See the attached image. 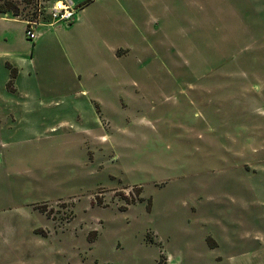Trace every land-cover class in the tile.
I'll return each mask as SVG.
<instances>
[{
	"label": "rangeland",
	"instance_id": "374dc122",
	"mask_svg": "<svg viewBox=\"0 0 264 264\" xmlns=\"http://www.w3.org/2000/svg\"><path fill=\"white\" fill-rule=\"evenodd\" d=\"M10 1L31 17V6ZM186 2V18L161 25L171 46L125 60L154 90V108L145 124L133 108L115 116L133 124L124 142L99 150L76 137L21 141L35 132L2 111L0 264H264V0ZM206 12L213 19L200 20ZM11 20L13 54L51 29L36 28L31 41L27 24ZM9 62H0V84L19 111ZM46 64L26 85L45 106L31 121L43 130L90 121L83 86L62 83Z\"/></svg>",
	"mask_w": 264,
	"mask_h": 264
},
{
	"label": "crops",
	"instance_id": "0c3cea01",
	"mask_svg": "<svg viewBox=\"0 0 264 264\" xmlns=\"http://www.w3.org/2000/svg\"><path fill=\"white\" fill-rule=\"evenodd\" d=\"M68 1L79 8L75 22L72 25L48 26L52 30L50 29L49 33H41L40 43L30 46L28 53L19 48H16L14 54L7 51V48H10L12 24L16 23L11 20L14 19L15 14L13 12L0 14V62L10 57L11 80L8 82V87L16 86L14 90L22 95L18 103L20 110L16 111V107L8 103L11 94L7 93L5 85L0 84V114L6 110L11 114H18V124L20 127L23 126L20 130L35 132V135H32L34 137H26L21 141L56 138L57 141L70 144L71 137L73 140L76 137L80 143L91 141L97 149L103 150L102 146L116 145L124 138L133 135V124L129 125L128 120L118 121L116 115H123L127 113V109L133 108L138 115L136 123L150 122L144 114L154 108L149 101L154 95V90L149 86H143L142 82H146L145 80L140 82L130 76L126 65L128 61L125 60L134 56L140 63V53L148 55L156 52L157 47L164 49L171 46L168 30L161 25L163 26L164 21L170 19L186 18L189 13L187 2L186 0ZM258 2L261 3L262 0ZM201 10L203 12V7ZM208 14L210 13L202 14L199 19L202 21L213 19V16ZM158 32L161 36L160 40L157 39ZM114 36H120L121 40L114 42L111 39ZM42 51L45 58L41 57ZM157 57L164 60L159 55ZM43 62L47 63L45 70L54 74L56 79L62 80V83L69 85L73 81H78L83 86L80 95L87 99L86 102L84 99L80 103L85 102L91 109L92 114L86 119L90 121L83 125L77 124L74 119L45 123L47 126L45 130L41 125L37 126L31 121L29 116L37 108H45V106L42 104L40 91L29 92L26 85L32 77V72L36 71L37 75L40 74ZM145 79L155 80L149 74ZM109 83L114 92L111 98L105 95ZM69 96L77 100L75 94ZM1 121L2 118H0V126ZM62 130L67 133H61ZM2 143L8 147L20 141H2Z\"/></svg>",
	"mask_w": 264,
	"mask_h": 264
},
{
	"label": "built area",
	"instance_id": "2783aa9c",
	"mask_svg": "<svg viewBox=\"0 0 264 264\" xmlns=\"http://www.w3.org/2000/svg\"><path fill=\"white\" fill-rule=\"evenodd\" d=\"M33 12L29 19L16 15L15 20L24 21L27 24V37L33 41L36 39V28L42 26H55L57 24L72 25L79 12V8L68 0H32Z\"/></svg>",
	"mask_w": 264,
	"mask_h": 264
},
{
	"label": "trees",
	"instance_id": "16d2710c",
	"mask_svg": "<svg viewBox=\"0 0 264 264\" xmlns=\"http://www.w3.org/2000/svg\"><path fill=\"white\" fill-rule=\"evenodd\" d=\"M23 2L26 4V6H28V7L31 6L33 8L32 0H23ZM9 12H13V14H15V16L16 15L21 16L20 12H19V8L16 4H14L10 0H4L2 3H0V14H7ZM30 18H33L32 14H31ZM42 210L47 212V210L45 208H42Z\"/></svg>",
	"mask_w": 264,
	"mask_h": 264
}]
</instances>
